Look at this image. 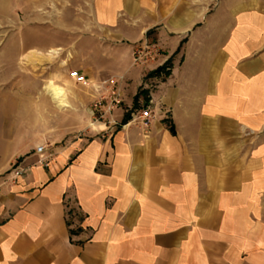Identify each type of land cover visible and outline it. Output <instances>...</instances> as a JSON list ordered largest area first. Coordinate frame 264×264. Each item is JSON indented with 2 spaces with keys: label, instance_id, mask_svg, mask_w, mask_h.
Segmentation results:
<instances>
[{
  "label": "crops",
  "instance_id": "1",
  "mask_svg": "<svg viewBox=\"0 0 264 264\" xmlns=\"http://www.w3.org/2000/svg\"><path fill=\"white\" fill-rule=\"evenodd\" d=\"M89 1L73 67L124 105L0 176V264H264V0Z\"/></svg>",
  "mask_w": 264,
  "mask_h": 264
},
{
  "label": "rangeland",
  "instance_id": "2",
  "mask_svg": "<svg viewBox=\"0 0 264 264\" xmlns=\"http://www.w3.org/2000/svg\"><path fill=\"white\" fill-rule=\"evenodd\" d=\"M88 1L0 0L2 178H17L16 172L33 145L48 146L78 138L87 126L105 122L101 117L106 112L92 115L100 95L70 77L76 71L74 62L80 60L74 53L77 43L94 32ZM51 50L59 53L49 54ZM51 80L66 89L70 108L56 107L45 89ZM110 90L104 89L102 95L108 96ZM103 108L107 110L108 104L104 103Z\"/></svg>",
  "mask_w": 264,
  "mask_h": 264
},
{
  "label": "built area",
  "instance_id": "3",
  "mask_svg": "<svg viewBox=\"0 0 264 264\" xmlns=\"http://www.w3.org/2000/svg\"><path fill=\"white\" fill-rule=\"evenodd\" d=\"M160 48L156 43L145 41L141 45L137 46L135 49V64H145L150 61H155L160 56ZM70 77L72 80H74L79 85H88V79L86 76L82 75L79 71H73L70 73ZM104 87H111V90L109 91L108 96L102 95V92L99 94L100 98L95 103L96 109H101L103 107L104 103L108 104V112H112L115 108L119 107L122 104L121 95L119 94V91L116 90V84L111 82H104ZM98 90H101L98 88ZM104 90V88H102ZM154 119L153 110L151 105H146L141 113L137 116L138 123L144 127L148 128L151 125L152 120ZM36 153L39 155H42L45 153V146H39L36 149ZM24 174V169L22 168V165L19 166L16 177H20Z\"/></svg>",
  "mask_w": 264,
  "mask_h": 264
},
{
  "label": "bare ground",
  "instance_id": "4",
  "mask_svg": "<svg viewBox=\"0 0 264 264\" xmlns=\"http://www.w3.org/2000/svg\"><path fill=\"white\" fill-rule=\"evenodd\" d=\"M58 53L59 50H51L49 52V54L53 55H57ZM45 89L59 110L70 108L67 91L64 87L56 84L53 80H51L46 84Z\"/></svg>",
  "mask_w": 264,
  "mask_h": 264
},
{
  "label": "trees",
  "instance_id": "5",
  "mask_svg": "<svg viewBox=\"0 0 264 264\" xmlns=\"http://www.w3.org/2000/svg\"><path fill=\"white\" fill-rule=\"evenodd\" d=\"M165 70V68H161L158 69L156 72L153 73V75L159 74L161 72H163ZM138 100V98L136 99V101ZM131 117L130 115H126L124 120H123V125H126L129 121H130Z\"/></svg>",
  "mask_w": 264,
  "mask_h": 264
}]
</instances>
